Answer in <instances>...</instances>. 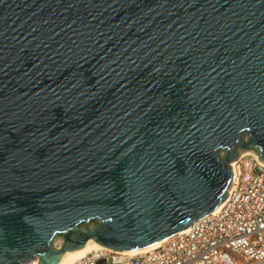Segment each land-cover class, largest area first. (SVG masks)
Returning a JSON list of instances; mask_svg holds the SVG:
<instances>
[{"label":"water","instance_id":"obj_1","mask_svg":"<svg viewBox=\"0 0 264 264\" xmlns=\"http://www.w3.org/2000/svg\"><path fill=\"white\" fill-rule=\"evenodd\" d=\"M240 150L264 162V0H0V264L178 233Z\"/></svg>","mask_w":264,"mask_h":264},{"label":"built area","instance_id":"obj_2","mask_svg":"<svg viewBox=\"0 0 264 264\" xmlns=\"http://www.w3.org/2000/svg\"><path fill=\"white\" fill-rule=\"evenodd\" d=\"M236 173L233 174V166ZM216 213L136 255L99 248L74 264H264V162L239 155Z\"/></svg>","mask_w":264,"mask_h":264},{"label":"bare ground","instance_id":"obj_3","mask_svg":"<svg viewBox=\"0 0 264 264\" xmlns=\"http://www.w3.org/2000/svg\"><path fill=\"white\" fill-rule=\"evenodd\" d=\"M240 155H253V156H257L254 152L249 151V150H244L241 151ZM233 166V174L236 173V166L235 164H232ZM219 205L215 210H213L212 213H216L219 209H220ZM189 229V227L184 228L183 230L179 231V232H187ZM168 237H165L161 240L156 241L155 243L148 245L146 247L143 248H139V249H134V250H128V251H122V253L127 254V255H136L138 253H142V252H146L148 250H151L153 248L158 247L161 243H163ZM101 248L100 245H98L97 243H95L92 240H88L80 249H77L75 251L72 252H64L61 254L60 256V260L57 264H74L75 262L81 260L82 258L86 257L87 254L93 252L94 250H97ZM28 264H36V261H31Z\"/></svg>","mask_w":264,"mask_h":264},{"label":"rangeland","instance_id":"obj_4","mask_svg":"<svg viewBox=\"0 0 264 264\" xmlns=\"http://www.w3.org/2000/svg\"><path fill=\"white\" fill-rule=\"evenodd\" d=\"M241 154V150L238 151V155L237 157ZM62 243V238L61 237H57L55 240H54V245L58 246Z\"/></svg>","mask_w":264,"mask_h":264}]
</instances>
